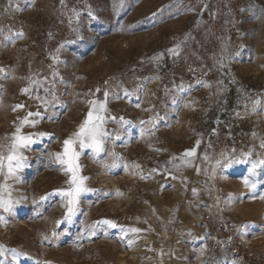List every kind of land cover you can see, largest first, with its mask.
I'll return each mask as SVG.
<instances>
[{
    "label": "rangeland",
    "instance_id": "1",
    "mask_svg": "<svg viewBox=\"0 0 264 264\" xmlns=\"http://www.w3.org/2000/svg\"><path fill=\"white\" fill-rule=\"evenodd\" d=\"M17 32L15 42L4 41ZM177 44L179 55H169ZM176 62L199 67L203 78L180 92L171 80ZM0 68V150L6 154L27 112L41 113L22 129L36 134L23 150L25 167L7 180L0 174L13 201L11 212L0 208L5 264H204L202 242L228 239L215 225L219 216L244 226L239 245L264 247V167L250 190L243 183L250 164L230 163L249 151L248 159H264V0H0ZM31 80L45 81L39 95L47 105L22 94ZM105 90L115 118L105 125L106 150L96 158L91 149L81 153L80 175L91 191L57 227L64 209L49 194L67 187L68 177L54 154ZM17 104L24 108L13 110ZM156 113L166 117L158 127L141 125ZM200 116L227 130L222 151L205 144ZM197 140L193 166H184L180 157ZM105 219L141 231L99 225L90 236V226Z\"/></svg>",
    "mask_w": 264,
    "mask_h": 264
},
{
    "label": "snow or ice",
    "instance_id": "2",
    "mask_svg": "<svg viewBox=\"0 0 264 264\" xmlns=\"http://www.w3.org/2000/svg\"><path fill=\"white\" fill-rule=\"evenodd\" d=\"M11 2V0H10ZM61 4L64 3V0H60ZM170 6H162L160 9L157 10V12L152 13V17H156L158 13L163 12L165 8ZM208 5H204L203 10H206ZM189 11H193L194 9H188ZM77 19L79 18L80 13L76 12L75 9H73ZM88 15L95 20L96 16L93 14L91 10L88 11ZM214 15V14H213ZM22 33H13L10 36H5L4 41L5 42H15V39L18 37H22ZM62 47V46H61ZM169 55L171 56H178L180 53V44L175 45L173 48H170L167 50ZM59 52V48L57 49V53ZM160 59L163 58V54H160L158 57ZM53 62H56L58 60V56L52 57ZM222 66V65H221ZM5 70L3 68H0V73H3ZM57 73L55 71L52 72V76L55 77ZM46 79V78H45ZM45 81L42 80H31L30 85L28 87H25L21 89L22 94L28 95L30 98H34L36 100L41 101L43 105H47L49 101L41 97L39 95L40 88L43 87ZM207 86V85H205ZM54 87V84H53ZM178 90L180 92L184 91V88L182 85L177 86ZM191 87V86H190ZM33 90L36 91V95L33 97L32 92ZM43 91L45 94L49 93V88H43ZM97 92L100 91V89L96 90ZM104 99L98 100L93 99L89 100V108L87 110V114L85 118L78 124L77 129L72 132L71 135H69L67 138H65L62 142V149L61 151L54 154L55 162L59 166L61 172L68 177L66 181L67 187L57 188L54 190L53 193H50L49 195H58L61 200V207L64 209L63 213V219L56 221V226L59 227L63 221H71L72 218L79 212V204H80V198L82 194L91 191L86 185L85 181L88 179V177L80 175V164H79V158L81 153L85 149H91V153L93 155V158H96L99 156L100 153L104 152L105 149V143L106 140L110 137V133L106 130L105 125L108 122L109 119L114 120V117H110L108 113L107 108V102L109 97V92L107 90L103 93ZM126 96H130L131 93L125 91ZM119 98V97H117ZM53 99H56L55 95H53ZM173 104H176L175 99L172 102ZM259 101H254V104H258ZM136 107L139 108L140 105L136 104ZM24 108L23 104H17L15 105L13 110ZM146 111H148L146 109ZM41 113L39 111L36 112H27V114L20 119L19 124L16 125L15 131L12 133L11 136V143L7 145V152L3 150H0V174L4 175L5 180H7L10 177H14L16 173L23 169L26 164V157L23 155V150L28 149L31 144L34 142V135L33 133H25L22 131V129L25 126L34 127L35 124L38 122L37 119H32L34 117H40ZM166 117L160 115L159 113H156L154 117L149 118L148 121H141V125H144L145 123L151 124L153 129L158 127L159 122L162 120H165ZM123 120V118H121ZM124 123H129L128 121H124ZM39 135H43V133H40ZM140 135H144V131L142 130ZM116 140H119L120 137L116 136ZM200 141H196V145L186 150L180 159L182 160L184 166H193L192 159L196 156V150L199 147ZM2 147V146H0ZM260 147L264 149V141L261 142ZM252 153L249 151L248 153H243L242 158L235 161H230V163H248L250 164V167L248 169V176L243 178V183L245 187L249 188L250 190L254 189L256 187V184L254 182V178L256 176L257 169L264 167V159H255L251 160L248 159L251 157ZM176 159V158H173ZM203 159L206 161L208 160L207 154L204 155ZM221 162L217 161V165H219ZM113 166H118L113 164ZM125 169H127V165L124 166ZM138 167V165H137ZM176 170H180V165H175ZM6 169V171H5ZM197 172L199 173L200 169L197 167ZM152 172H157V169L153 168L151 170ZM144 179L145 177H141ZM176 176H173L172 179H176ZM8 185L7 184H0V208H3L5 212H11L12 210V204L13 201L10 199H5L4 193L7 192ZM193 195L197 194V191L195 188L192 189ZM10 195V194H9ZM261 199H264V194H261ZM41 200L46 199V197H41ZM0 220H3V217H0ZM99 225H106L108 228H117L120 227V231L127 235L128 233H139L141 229L138 228H127L125 229L122 226H118L114 221L112 220H100L96 221L93 225L90 226L91 231L89 232L90 236L96 235V230ZM53 236H58L57 233H53ZM129 245L133 243L132 240L128 241ZM5 249L0 246V256L5 255ZM15 259V257H14ZM0 264H5L4 260H0Z\"/></svg>",
    "mask_w": 264,
    "mask_h": 264
},
{
    "label": "built area",
    "instance_id": "3",
    "mask_svg": "<svg viewBox=\"0 0 264 264\" xmlns=\"http://www.w3.org/2000/svg\"><path fill=\"white\" fill-rule=\"evenodd\" d=\"M212 71L205 74L206 80H212ZM203 78L200 68L183 62H176L171 67V80L175 87L191 88ZM191 86V87H190ZM197 128L204 142L216 151H222L228 138L227 130L213 119L200 116ZM215 225L228 239L225 242L205 240L202 246L206 252L204 264H216L220 258L227 259L231 264H264V247L248 249L238 244V238L244 226L219 216Z\"/></svg>",
    "mask_w": 264,
    "mask_h": 264
}]
</instances>
